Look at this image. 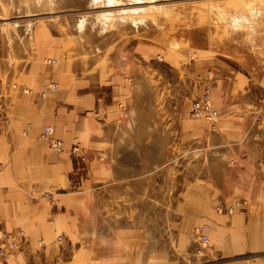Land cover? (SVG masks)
I'll return each mask as SVG.
<instances>
[{"label":"crops","instance_id":"crops-1","mask_svg":"<svg viewBox=\"0 0 264 264\" xmlns=\"http://www.w3.org/2000/svg\"><path fill=\"white\" fill-rule=\"evenodd\" d=\"M70 28L66 20L0 28V217L11 253L0 264H88L84 251L75 252L69 241L62 247L57 242L61 235L73 244L81 241L79 211L87 197L67 191L82 184L77 176L80 168L68 152L59 154L43 139L48 125L68 149L76 138L89 148L93 161L86 183L91 198L102 197L98 189L104 187L106 197L131 195L140 185L158 182L161 170L170 172L175 165V132L172 124V129L168 126L173 110L167 103L156 104L159 94L150 80L155 71L153 49L138 44L135 38L86 49L84 37L79 41ZM207 52L214 54L212 49ZM180 59L174 63L167 57L165 61L185 75L189 70L183 68L188 66ZM261 60L264 90L262 55ZM204 64L214 70V90L222 95L226 84L227 90L238 91L248 86L241 81L255 78L253 72L249 77L236 70L227 72L226 67L221 68L227 65L222 59L209 56L190 66L194 70L190 76L197 82L196 95L202 90L199 79ZM239 109H219L220 131L212 140L204 137L209 134L206 122L190 116L189 110L180 120L188 129L183 144L206 141L213 148L230 147L211 165L206 156L201 175L186 176L176 191L189 192L188 204L195 205L191 218L204 219L210 225L211 253L222 258L264 249V180L260 178L264 177V148L249 150L250 139L245 136L246 124L237 114L242 113ZM159 133L167 140L160 142ZM239 189L250 194L253 205L232 216L218 214L216 204L233 199L231 195ZM49 192L61 201L56 210L43 196ZM127 231L115 228L110 248L117 249V234L125 235L124 249L129 256L133 242ZM184 232L178 245L181 251L190 252L193 239ZM13 243L20 247L13 249ZM131 255L133 259L126 257L123 264H151L158 259L161 263L170 258L167 253L151 254L147 244Z\"/></svg>","mask_w":264,"mask_h":264},{"label":"rangeland","instance_id":"rangeland-1","mask_svg":"<svg viewBox=\"0 0 264 264\" xmlns=\"http://www.w3.org/2000/svg\"><path fill=\"white\" fill-rule=\"evenodd\" d=\"M255 11L258 14H254ZM104 14L109 17L105 22ZM44 20L69 21L70 34L78 36L79 41L82 38L80 36H83L86 49L88 47L95 50L98 44L103 47L107 43L122 42L126 38H135L138 44L142 42L152 48L155 71L151 72L150 80H153L156 93L160 95H156L154 100L156 104L167 103L171 106L173 116L168 126L171 129L173 126L176 141L175 165L170 172L162 169L158 182L140 185L139 191L131 192L128 196L106 197L104 187L103 190L98 189L102 197L91 198V187L86 181L93 157L89 148L80 142V138H76L84 160L70 156L80 168L77 176L82 178V184L67 191L87 197L83 198L84 209L79 211L84 235L75 244L67 236L61 235L65 241L61 247L66 246L69 241L75 252L78 250L87 254L88 264H123L126 257L133 259L131 254H136L142 244L144 247L148 245L151 254L167 253L170 257L167 262L160 263L158 259V262L151 261V264H264V249L224 258L220 254L211 253L213 243L208 234L210 225L204 223L203 217L201 221L198 217L191 218V207L195 205L188 204L191 198L189 192H176L186 176L201 175L200 169L206 164V156L211 165L214 159L219 158L220 152L230 150V147L213 148V143L207 144L206 141L183 144L187 139L185 132L188 129L181 126L180 120L185 110H189L190 116L206 122L209 134L204 137L212 140V135H218L220 131L219 109L226 106L241 108L239 111L242 113L237 114L246 124L244 133L250 139L249 150L253 147L264 148L261 60V55L264 58V0H0V28L7 29L13 25ZM211 49L214 54L207 52ZM170 55L175 58L169 57ZM180 56L183 57L180 59ZM209 56L222 59L227 65L221 68L226 67L227 72L236 70L248 77L249 72H253L255 78L249 77L248 81H241L240 84L247 83L248 86L243 89L239 85L237 87L242 90L238 91L227 90L226 84L222 95L214 90V70L204 64L203 76L199 79L202 90L196 95L194 91L197 82L190 76L194 71L190 66L196 61L201 63L207 60ZM167 57L169 62H177L178 59L185 62L188 67L183 70L188 69L187 74H181V70L168 64L165 61ZM231 82L234 83L232 79ZM207 92V100L211 98L208 109ZM190 96L192 98L189 100ZM197 105L199 106L196 107ZM158 138L160 142L167 140L160 133ZM76 139L68 150L77 143ZM260 178L264 180L263 176ZM258 191L261 193L263 189L260 187ZM43 196L52 208L58 209L61 201L53 192ZM231 198L233 199H221L216 204L215 211L232 216L244 206L253 205L250 194L241 189L234 191ZM117 227L129 230L126 235L133 242L129 256L124 249L125 235L117 234V249L110 248V237ZM182 230L186 231L184 235L189 234L193 239L190 252L181 251L182 248L178 245ZM3 237L8 243V236ZM12 247L16 249L20 245L13 243ZM7 251L10 252L8 245ZM10 255L11 253L0 262L4 263Z\"/></svg>","mask_w":264,"mask_h":264},{"label":"built area","instance_id":"built-area-1","mask_svg":"<svg viewBox=\"0 0 264 264\" xmlns=\"http://www.w3.org/2000/svg\"><path fill=\"white\" fill-rule=\"evenodd\" d=\"M208 93V92H207ZM209 96V93L206 97V100ZM211 98H209L207 101V106H206V109H208V107H210L209 105V101H210ZM199 105H197L196 107H198ZM44 132L42 134V137L47 140L48 144L50 145V147L54 150H56L59 154H64V152H69L71 156L73 157H80L81 160H84V155L81 154L79 152V149H80V145L78 144V139L75 140V142L77 143H74L73 145V148H71L70 150H68V148L66 147L65 145V142L64 140H61V139H58L54 136L55 134V130L52 126H47L45 127L44 129ZM3 165V163H0V169H1V166ZM55 205V203H54ZM1 220H0V260L2 261L3 258L5 257H8L9 253L7 251V241L4 239L3 235H2V231H1ZM58 242L60 245H62L65 241L63 239V236H58ZM204 241L207 242V239L206 237H204Z\"/></svg>","mask_w":264,"mask_h":264},{"label":"bare ground","instance_id":"bare-ground-1","mask_svg":"<svg viewBox=\"0 0 264 264\" xmlns=\"http://www.w3.org/2000/svg\"><path fill=\"white\" fill-rule=\"evenodd\" d=\"M111 1H113V0H111ZM107 14H108V13H107ZM107 14H104V15H103V16L105 17L104 22L106 21V18H109V17L107 16ZM108 15H109V14H108ZM103 16H102V17H103ZM107 20H108V19H107ZM108 21H109V20H108ZM108 21H107V22H108ZM253 23H254V22H253ZM108 24H109V23H108Z\"/></svg>","mask_w":264,"mask_h":264}]
</instances>
